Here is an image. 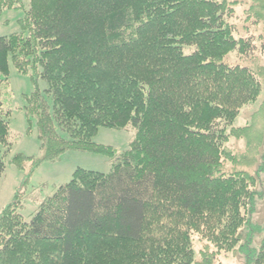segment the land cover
Segmentation results:
<instances>
[{
  "label": "trees",
  "instance_id": "obj_1",
  "mask_svg": "<svg viewBox=\"0 0 264 264\" xmlns=\"http://www.w3.org/2000/svg\"><path fill=\"white\" fill-rule=\"evenodd\" d=\"M22 2L0 0V17ZM233 3L30 0L21 32L0 36V86L12 62L45 80L52 104L39 89L26 96L28 131L35 123L43 156L18 153L12 163L34 170L79 150L107 155L112 169H76L29 221L17 194L0 214V264H215L245 239L263 180L224 164L243 157L227 147L230 134L252 151L264 142V66L226 62L238 52L255 63L258 51L255 35H239L231 22ZM258 99L252 124L229 133ZM7 116L0 99V179ZM100 127L132 128L135 138L117 152L94 140ZM194 233L217 252L197 261ZM249 252L264 264V236Z\"/></svg>",
  "mask_w": 264,
  "mask_h": 264
},
{
  "label": "rangeland",
  "instance_id": "obj_2",
  "mask_svg": "<svg viewBox=\"0 0 264 264\" xmlns=\"http://www.w3.org/2000/svg\"><path fill=\"white\" fill-rule=\"evenodd\" d=\"M22 1L24 7L8 9L3 12L0 17V36L21 32L19 20L25 16L30 0ZM230 1L234 2L232 4L234 13L230 16L231 22L237 26L239 35H255L258 51L256 52L255 63L241 60L238 52L230 53L226 62L251 67L254 65L257 67L264 66V0ZM252 7H257L259 11H255ZM185 51L190 52L191 49L187 47ZM47 87L45 80L38 76L35 82L31 73L19 72L12 62L10 63L9 82H4L0 86V99L4 109L9 112L7 118L10 123V151L5 156L6 169L0 179V214L7 205L17 200V194H19V199L23 202V207L19 211L26 221L32 219L40 203L46 197L53 195L61 185L71 181L76 169L84 168L104 173L112 169V159L107 155L79 150L66 151L54 161L43 160L34 170H32V163L30 162L25 170L12 163L13 157L18 153L36 157L43 156L36 124L34 123L32 131H28L30 125L25 107L27 105L26 96L31 95L37 89L52 104V96L46 92ZM259 102L258 99V101L245 105L233 126L229 127L228 132L230 133L232 128L238 126L251 125L253 113L258 109ZM134 138L135 130L132 128L100 127L94 140L100 144L113 146L117 152H121L130 146ZM227 147L235 154L243 157L237 163L230 160L225 161V172L232 173L237 170H245L251 174L258 173L263 180V187L258 186L257 190L259 192L263 190V195L257 196L254 211L248 215L249 223L242 229L245 239L233 251L218 252L215 264H253L248 257L252 254L249 250L250 248L252 250L258 249L264 236V170H260L264 166V142L262 140L258 149L252 151L248 148L247 140L244 137L230 134ZM254 147L251 146V149ZM6 149V146L0 144L2 152L5 153ZM251 236V241L247 243L246 239L251 238ZM192 239L197 261L201 260L207 251L217 252L212 242L201 234L194 233Z\"/></svg>",
  "mask_w": 264,
  "mask_h": 264
}]
</instances>
